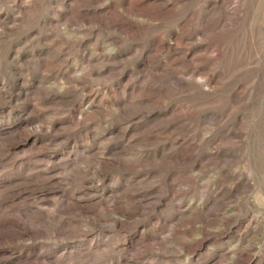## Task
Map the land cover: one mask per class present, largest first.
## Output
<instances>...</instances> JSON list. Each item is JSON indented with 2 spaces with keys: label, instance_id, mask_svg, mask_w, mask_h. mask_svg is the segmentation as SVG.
Segmentation results:
<instances>
[{
  "label": "rangeland",
  "instance_id": "1",
  "mask_svg": "<svg viewBox=\"0 0 264 264\" xmlns=\"http://www.w3.org/2000/svg\"><path fill=\"white\" fill-rule=\"evenodd\" d=\"M0 264H264V0H0Z\"/></svg>",
  "mask_w": 264,
  "mask_h": 264
}]
</instances>
